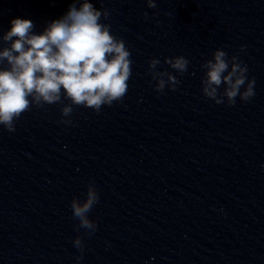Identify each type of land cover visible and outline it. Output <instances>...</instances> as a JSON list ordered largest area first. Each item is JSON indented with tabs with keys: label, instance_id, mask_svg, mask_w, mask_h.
I'll list each match as a JSON object with an SVG mask.
<instances>
[{
	"label": "clouds",
	"instance_id": "obj_1",
	"mask_svg": "<svg viewBox=\"0 0 264 264\" xmlns=\"http://www.w3.org/2000/svg\"><path fill=\"white\" fill-rule=\"evenodd\" d=\"M78 2L79 7L74 0L63 17L48 23L39 34L34 32L31 20L15 18L0 38L9 45L0 50V65L7 63V67L0 68V126L9 133L15 132L16 121L34 106L63 104L58 123L73 126V106L99 113L103 106L122 102L127 94L133 63L130 50L123 39L112 34L110 24L101 22L109 18L107 9H97L90 0ZM146 3L148 8L157 7V0ZM144 15L147 18V13ZM246 47L241 45V51ZM160 63L153 58L148 65L156 81L154 90L163 93L167 87L175 91L181 81L167 70L157 71ZM164 63L183 75L190 62L181 55L166 57ZM201 68L202 93L216 104L224 103L226 98L228 105L234 106L237 97L248 102L255 95V80L248 78L247 65L238 55L229 57L226 51L217 49ZM64 100L69 103L64 104ZM99 199L94 181L88 183L83 200L72 199L77 232L84 229L86 235L95 233L98 223L89 213ZM72 243L80 252L76 257L79 261L85 250L84 239L77 235Z\"/></svg>",
	"mask_w": 264,
	"mask_h": 264
}]
</instances>
